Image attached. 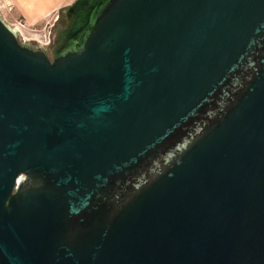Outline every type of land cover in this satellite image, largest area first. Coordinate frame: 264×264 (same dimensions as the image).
I'll list each match as a JSON object with an SVG mask.
<instances>
[{
	"label": "water",
	"instance_id": "obj_1",
	"mask_svg": "<svg viewBox=\"0 0 264 264\" xmlns=\"http://www.w3.org/2000/svg\"><path fill=\"white\" fill-rule=\"evenodd\" d=\"M75 6L0 12V264H264V0Z\"/></svg>",
	"mask_w": 264,
	"mask_h": 264
},
{
	"label": "rangeland",
	"instance_id": "obj_2",
	"mask_svg": "<svg viewBox=\"0 0 264 264\" xmlns=\"http://www.w3.org/2000/svg\"><path fill=\"white\" fill-rule=\"evenodd\" d=\"M75 0H0V9L5 21L15 25L20 32L21 43L43 45L56 37L52 25L60 11ZM12 7L11 12L5 11L6 3ZM46 44V45H45ZM49 46V44H48Z\"/></svg>",
	"mask_w": 264,
	"mask_h": 264
},
{
	"label": "flooded vegetation",
	"instance_id": "obj_3",
	"mask_svg": "<svg viewBox=\"0 0 264 264\" xmlns=\"http://www.w3.org/2000/svg\"><path fill=\"white\" fill-rule=\"evenodd\" d=\"M78 0H75L73 3H71L70 5L65 6L61 11L60 14L57 16V18L55 19L54 24L52 25V27L54 28V33H57L56 37L54 38V36H52V39L50 42L47 43L48 48L50 49H56V42H57V38H59V30L60 31H64L67 32L68 30V24L70 22V20H64V16H63V11L66 10H73L76 9V2Z\"/></svg>",
	"mask_w": 264,
	"mask_h": 264
},
{
	"label": "built area",
	"instance_id": "obj_4",
	"mask_svg": "<svg viewBox=\"0 0 264 264\" xmlns=\"http://www.w3.org/2000/svg\"><path fill=\"white\" fill-rule=\"evenodd\" d=\"M5 11H7V12H11L12 11V7H11V4L9 3V2H7L6 3V9H5ZM0 12H1V14H2V16H3V12H2V10L0 9ZM12 27H15L16 28V30H17V32H18V36L20 35V32H19V30L17 29V27L15 26V25H12V24H10ZM46 45V44H45Z\"/></svg>",
	"mask_w": 264,
	"mask_h": 264
}]
</instances>
